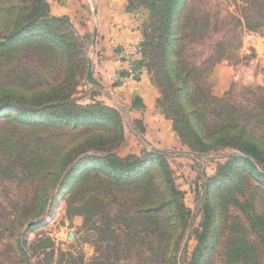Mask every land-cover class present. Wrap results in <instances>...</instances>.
I'll list each match as a JSON object with an SVG mask.
<instances>
[{"label":"rangeland","instance_id":"1","mask_svg":"<svg viewBox=\"0 0 264 264\" xmlns=\"http://www.w3.org/2000/svg\"><path fill=\"white\" fill-rule=\"evenodd\" d=\"M124 1L141 31L143 114L87 81L97 31L54 0L39 21L74 34L73 59L39 35L2 50L10 102L67 80L77 107L112 109L117 127L71 106L67 118L0 111V264H264V0H181L165 55L147 0ZM18 4L0 0V27ZM92 136L114 140V165L87 145L70 154Z\"/></svg>","mask_w":264,"mask_h":264},{"label":"trees","instance_id":"2","mask_svg":"<svg viewBox=\"0 0 264 264\" xmlns=\"http://www.w3.org/2000/svg\"><path fill=\"white\" fill-rule=\"evenodd\" d=\"M18 6L9 8L7 10V15L14 18V21L7 22V25L0 27V55L2 50L10 51L13 47L26 43L29 37L36 35L42 36L44 39L49 40V44H43L45 46L49 45L45 49V52H50L51 47L58 45V50L62 48L61 55L68 58L70 61L75 56L70 54L73 52L71 49H75L77 46L76 39L74 34L72 35L69 32L63 31L66 29L62 27L54 28L52 22L57 18L54 17L48 21H41L43 18L44 12L48 11L45 9V6L42 4V0H32V3L29 5V0H17ZM181 0H147L146 5L149 11L152 14V18L159 24V27L156 28V31L160 29L163 30V35L160 38L159 47L161 53L166 51L165 46L169 45L170 48L173 47V40L168 41L169 27L167 22L171 16L178 10ZM39 19H41L39 21ZM153 28V25H152ZM154 29V28H153ZM51 30H53L51 32ZM62 34V35H61ZM36 42V41H33ZM58 53V52H57ZM59 54V53H58ZM165 55V53H164ZM80 64L83 66L86 65V59L82 58ZM66 79V78H64ZM63 80L58 83L57 86L48 85L43 88H34L28 91H25L23 95L17 98V101L10 102L8 97L5 94L4 89H8L0 84V111L3 109H9L14 105H18V110L22 111L24 114L29 115H42L48 118H67L72 114L71 112H66L67 107L71 106L73 108H78L80 111V118H92L95 115L97 121H104L108 125H113L117 127L114 119L117 116L116 111L109 108H99L98 110L92 109L93 107L82 108L77 107L72 100L74 94V89L78 83H74L72 90H70L69 85ZM176 98L175 94L173 99ZM184 119L185 116L182 115ZM188 125V121H185ZM122 132V131H121ZM194 135V134H193ZM119 139L122 140V134L119 136ZM189 140V138H187ZM114 141V140H113ZM106 138H96L95 136L89 137L82 142L75 143L73 146H69L70 154L74 153L79 149H82L85 145L91 147L94 151H102V156L107 157L105 160H100V162L106 160L110 161L109 165H114L116 157H114L112 150L114 149V142ZM191 145V144H190ZM114 152V151H113ZM245 160L244 158H241ZM66 166V165H65ZM64 166V168H65ZM168 170V167H166ZM241 178V176L236 177V183ZM261 181V180H258Z\"/></svg>","mask_w":264,"mask_h":264},{"label":"crops","instance_id":"3","mask_svg":"<svg viewBox=\"0 0 264 264\" xmlns=\"http://www.w3.org/2000/svg\"><path fill=\"white\" fill-rule=\"evenodd\" d=\"M54 1L56 10L67 14L82 33L97 31L96 51L99 57L92 65L94 77L112 93L120 92L126 96L123 103H126L131 116L143 114L146 107L151 108L152 97L147 93L149 89L146 90L148 81L144 62L137 53L141 38L139 22L125 9V1ZM163 126L164 130H158L162 129L161 133L166 134L169 131L166 122ZM148 129L151 131L153 125Z\"/></svg>","mask_w":264,"mask_h":264},{"label":"water","instance_id":"4","mask_svg":"<svg viewBox=\"0 0 264 264\" xmlns=\"http://www.w3.org/2000/svg\"><path fill=\"white\" fill-rule=\"evenodd\" d=\"M86 79H87L88 82H90V83H92L94 85H99L100 84V82L93 75V72H92V63L91 62H88Z\"/></svg>","mask_w":264,"mask_h":264}]
</instances>
